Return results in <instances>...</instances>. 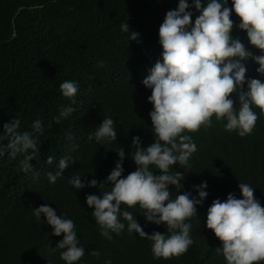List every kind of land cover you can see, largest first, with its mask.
I'll return each mask as SVG.
<instances>
[{"label":"trees","instance_id":"trees-1","mask_svg":"<svg viewBox=\"0 0 264 264\" xmlns=\"http://www.w3.org/2000/svg\"><path fill=\"white\" fill-rule=\"evenodd\" d=\"M189 4L192 0H188ZM208 0H204L205 5ZM179 0H0V134L3 125L13 118L20 119L18 131L32 132L36 120L42 122L39 135L40 154L30 163L33 170L24 173L18 157H0V264H65L61 249L51 251L63 239V234L51 235L52 228L41 217L37 221L33 209L47 204L75 224L84 256L77 264H226L214 251L221 242L206 227V214L213 200H226L233 193L242 198L239 183L254 188V197L264 207V115L253 107L258 119L252 132L240 137L237 131L225 130L226 121L203 126L196 132H185L197 145L190 159L191 167L172 171L184 173L183 188L177 194L191 191L193 185L207 181L208 196L197 216L190 218L193 244L188 251L170 259H156L152 242L129 234L112 233L108 240L101 235L86 204V195H99V188L76 191L68 184L74 175L106 180L119 159L116 150L130 153L132 137L140 136L142 147L154 142L148 102L151 90L142 81L149 69L160 59L159 28L166 13L175 10ZM231 0L228 7L231 8ZM192 22L199 15L194 8ZM234 25L240 18L233 12ZM128 23L130 31H121ZM132 32L138 33L131 40ZM231 35L239 39L254 56L260 50L250 45L245 31L234 27ZM103 61V67L98 64ZM246 77L261 79L253 60L245 62ZM65 80L76 81L78 92L65 98L59 85ZM238 110L239 90L230 95ZM73 107L67 118L55 122L61 108ZM111 116L118 133L115 142L99 145L88 136ZM71 135L72 140L67 139ZM6 145L7 141H3ZM78 149L71 151L72 145ZM71 155L75 160L55 184L49 183L47 172L55 171L60 158ZM52 156L54 163L48 165ZM126 176L136 170L130 154L123 162ZM153 171H158L153 168ZM39 178L34 179L35 173ZM156 174H159L158 172ZM106 185L101 191L110 190ZM170 192L175 189L170 186ZM193 195H196L193 192ZM175 193H173V198ZM148 234L164 233L165 226L146 223L138 206L128 209ZM126 223V222H125ZM94 251L99 257L92 255ZM264 264V262H261Z\"/></svg>","mask_w":264,"mask_h":264},{"label":"clouds","instance_id":"clouds-1","mask_svg":"<svg viewBox=\"0 0 264 264\" xmlns=\"http://www.w3.org/2000/svg\"><path fill=\"white\" fill-rule=\"evenodd\" d=\"M179 0L175 10L166 13L159 28V44L162 47L160 59L149 69L142 81L151 90L148 102L154 142L142 147L140 136L132 137L130 153L124 148L116 150L119 159L106 180H87L83 175H74L68 184L76 191L84 188H99L100 193L86 195V204L93 209L91 215L99 225L101 235L108 240L112 233L120 235L125 228L131 235L138 234L152 242V253L156 259H170L186 253L194 243L190 236V218L197 216V208L203 206L208 196L207 181L193 185L191 191L177 194L183 188L184 173L172 171L173 166L190 168V159L197 151V145L185 132H196L202 126H213L212 117L226 121L225 130L237 131L240 137L250 134L258 119L253 107H258L264 115V0ZM194 8L199 15L194 23ZM240 18L234 25L232 13ZM234 27L247 34L250 45L260 50L254 56L245 45L232 37ZM122 32H129V24L120 25ZM131 40H137L138 33L132 32ZM253 60L259 67L256 72L261 79L247 78L245 62ZM103 67V61L98 64ZM65 98L73 99L78 92L76 81L65 80L59 85ZM239 90L240 108L234 107L230 95ZM75 109L61 108L55 122L67 119ZM111 116L104 117L102 123L88 136L99 145L117 140L116 124ZM20 119L13 118L3 125L0 134V157L7 154L10 160L19 159V168L28 173L33 170L30 163L40 154L39 135L43 133L42 122L32 124V132H20ZM67 139L72 140L69 135ZM7 141L5 145L3 141ZM78 149L73 144L71 151ZM131 156L136 170L124 176L123 162ZM46 163L52 165L54 158L49 156ZM75 160L71 155L59 159L55 171L47 172L49 183L55 184ZM153 168L158 171H153ZM159 174H156V173ZM39 178L36 172L34 179ZM110 190L101 191L106 185ZM170 186L175 192H170ZM242 198L235 194L227 195L226 200H213L206 214V227L221 242L214 251L224 257L226 264H261L264 262V207L254 197V188L246 183L238 185ZM193 192L196 195H193ZM173 193L175 196L173 198ZM128 209L138 206L143 210L146 223L164 225L166 231L148 234ZM33 216L41 221L43 216L52 228L51 235L63 234L55 247L61 249L60 259L65 264H77L84 256L71 219L58 215L47 204L33 209ZM126 222V223H125ZM92 255L99 257L94 251ZM105 264H111L106 260Z\"/></svg>","mask_w":264,"mask_h":264}]
</instances>
